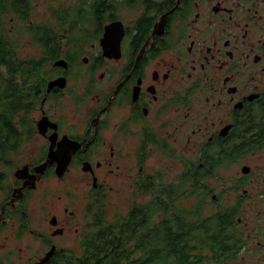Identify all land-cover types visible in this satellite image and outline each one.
Returning a JSON list of instances; mask_svg holds the SVG:
<instances>
[{"label":"flooded vegetation","instance_id":"flooded-vegetation-1","mask_svg":"<svg viewBox=\"0 0 264 264\" xmlns=\"http://www.w3.org/2000/svg\"><path fill=\"white\" fill-rule=\"evenodd\" d=\"M1 5L49 20L65 66L46 70L32 137L0 180V264L78 256L95 229L91 205L126 213L157 178L193 170L209 203L236 210L235 226L212 235L210 264H264V0ZM10 21L9 32L26 26Z\"/></svg>","mask_w":264,"mask_h":264},{"label":"trees","instance_id":"trees-1","mask_svg":"<svg viewBox=\"0 0 264 264\" xmlns=\"http://www.w3.org/2000/svg\"><path fill=\"white\" fill-rule=\"evenodd\" d=\"M22 16L0 6V180L16 164L13 156L24 139L32 137L34 97L57 58L49 20L35 23L29 13ZM12 17L26 26L9 32ZM24 35H30L31 46L45 48L41 56L17 53ZM157 179L151 199L129 206L126 213L108 217L105 206L91 205L95 229L87 247L78 256L57 257L53 264H210L216 253L212 235L235 226L236 210L220 197L209 203L205 182L195 170L170 184Z\"/></svg>","mask_w":264,"mask_h":264},{"label":"rangeland","instance_id":"rangeland-1","mask_svg":"<svg viewBox=\"0 0 264 264\" xmlns=\"http://www.w3.org/2000/svg\"><path fill=\"white\" fill-rule=\"evenodd\" d=\"M44 9L45 8L42 7L40 9V12H44ZM36 21H41V18H36ZM25 43H27V44L29 43V38H28L27 35L23 36L22 45L20 46V47H22V49H23V46H24ZM30 46L31 45L28 44L27 50H23L21 56L29 57V56H31L30 54H32V55L36 54V52L31 50L32 47H30ZM127 207H128V205L126 203H108V205L106 206V214H107L108 217H111V216H113L116 213H124L127 210ZM11 240H12V242H11ZM25 242H27L26 244H28L29 247L31 246L30 249H32V250L34 249V245H32L33 244V240H32L31 237H26ZM6 244L10 248H17V246H14V238H12L11 236H10V238L6 239Z\"/></svg>","mask_w":264,"mask_h":264},{"label":"water","instance_id":"water-1","mask_svg":"<svg viewBox=\"0 0 264 264\" xmlns=\"http://www.w3.org/2000/svg\"><path fill=\"white\" fill-rule=\"evenodd\" d=\"M53 66L54 67H56V66H65V63L62 61V60H57V61H55L54 63H53ZM56 85V81H52V82H50L49 84H48V87H47V92H49L50 90H51V88L53 87V86H55ZM49 157H50V155H49ZM11 203V202H10ZM51 253V252H50ZM50 253L48 254V255H50ZM48 255H47V257H48ZM47 257L45 258V259H43L42 260V262H44L46 259H47Z\"/></svg>","mask_w":264,"mask_h":264}]
</instances>
